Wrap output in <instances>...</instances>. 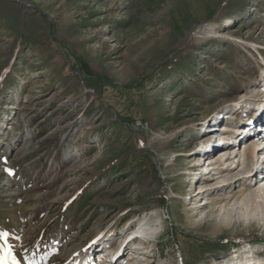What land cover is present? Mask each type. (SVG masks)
Instances as JSON below:
<instances>
[{"label":"rangeland","instance_id":"374dc122","mask_svg":"<svg viewBox=\"0 0 264 264\" xmlns=\"http://www.w3.org/2000/svg\"><path fill=\"white\" fill-rule=\"evenodd\" d=\"M263 69L264 0H0V256L264 264Z\"/></svg>","mask_w":264,"mask_h":264},{"label":"bare ground","instance_id":"6f19581e","mask_svg":"<svg viewBox=\"0 0 264 264\" xmlns=\"http://www.w3.org/2000/svg\"><path fill=\"white\" fill-rule=\"evenodd\" d=\"M264 71V69H263ZM264 99L262 100H259L257 101V107H255V109H261V110H264ZM257 114L255 116H258V120L261 119L263 116H259L258 115V111L256 112ZM254 117V116H253ZM263 119V118H262ZM257 121V120H256ZM246 124V123H245ZM246 126V125H245ZM245 126L244 127H240V126H232V128H230V133H231V136L232 137H236V135H234V133L238 132V131H245ZM258 129H264V126L262 128H257ZM234 132V133H233ZM259 136V137H258ZM263 136L259 134V132H257V140H261L263 141V139H261ZM227 140H229V136H227L226 138ZM255 140V138H254ZM260 142V141H259ZM259 142L257 141L256 143H253L251 146H250V154H251V157L255 160H257L258 158L260 157H264V148L261 147L259 148ZM225 151V149L223 150V152ZM199 162H195L194 165H197L198 163H200L202 161V157L200 156L198 158ZM256 181H259L261 182L262 179H259L258 177H256ZM256 183V182H255ZM243 194V193H242ZM162 220L160 218V215L158 214L157 210H152L149 214L148 217H145V219H143L142 221H140L138 224H137V229L134 230L132 233L130 234H126L123 238H122V241H125V238H127V236L129 235L130 237L132 236H138L140 237L141 240H144V241H147V242H150V240H152L153 238H155L157 236V234L160 232L161 228H162ZM130 239V238H128ZM127 240V239H126ZM133 243L136 242L135 240L132 241ZM135 248L138 247V245L134 246ZM232 252H235L232 251ZM122 253V252H121ZM236 253V252H235ZM241 254V253H240ZM239 254V255H240ZM123 255V253L121 255H118L115 260L116 261H120L119 259L121 258V256ZM116 255L114 254L113 258L115 257ZM138 253L137 254H134V255H131L128 259H127V264H136L138 263ZM104 262H109L111 260V258L109 257V254L105 255V257L103 258ZM141 262V261H139ZM244 262V259L243 257H240V259L236 262H234V264H242ZM118 264V263H117ZM162 264V263H160Z\"/></svg>","mask_w":264,"mask_h":264},{"label":"snow or ice","instance_id":"6c2138e0","mask_svg":"<svg viewBox=\"0 0 264 264\" xmlns=\"http://www.w3.org/2000/svg\"><path fill=\"white\" fill-rule=\"evenodd\" d=\"M3 235H6V234H3ZM0 261H2L3 264H16L15 258L11 255V252L7 249L6 245L4 248L3 256H0Z\"/></svg>","mask_w":264,"mask_h":264}]
</instances>
